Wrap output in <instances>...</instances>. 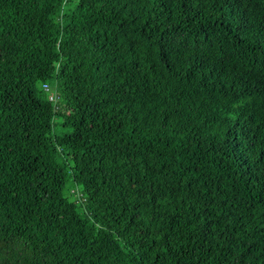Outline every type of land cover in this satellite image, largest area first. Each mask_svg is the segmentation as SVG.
Instances as JSON below:
<instances>
[{
    "label": "trees",
    "instance_id": "trees-1",
    "mask_svg": "<svg viewBox=\"0 0 264 264\" xmlns=\"http://www.w3.org/2000/svg\"><path fill=\"white\" fill-rule=\"evenodd\" d=\"M0 264H264V0H0Z\"/></svg>",
    "mask_w": 264,
    "mask_h": 264
},
{
    "label": "built area",
    "instance_id": "built-area-1",
    "mask_svg": "<svg viewBox=\"0 0 264 264\" xmlns=\"http://www.w3.org/2000/svg\"><path fill=\"white\" fill-rule=\"evenodd\" d=\"M42 87H43L44 90H47L48 89L47 86H46V84H43ZM48 99L50 101H52V102L55 100V95H54L53 92H49Z\"/></svg>",
    "mask_w": 264,
    "mask_h": 264
}]
</instances>
